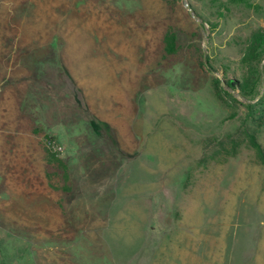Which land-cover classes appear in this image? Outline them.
Returning <instances> with one entry per match:
<instances>
[{
    "label": "rangeland",
    "instance_id": "374dc122",
    "mask_svg": "<svg viewBox=\"0 0 264 264\" xmlns=\"http://www.w3.org/2000/svg\"><path fill=\"white\" fill-rule=\"evenodd\" d=\"M258 33L264 0H0V264H264Z\"/></svg>",
    "mask_w": 264,
    "mask_h": 264
},
{
    "label": "trees",
    "instance_id": "16d2710c",
    "mask_svg": "<svg viewBox=\"0 0 264 264\" xmlns=\"http://www.w3.org/2000/svg\"><path fill=\"white\" fill-rule=\"evenodd\" d=\"M264 53V34L258 33L251 39L247 48L244 61L250 64L260 61V57ZM253 70V69H252ZM233 90L239 91L244 98H249L253 94L255 85H247L239 81H230ZM232 98H234L231 95ZM245 141L254 151L256 160L259 164L264 165V148L258 141L257 136L253 132H245ZM236 152L233 154L235 155ZM46 174L50 187L56 191L63 192L64 196H69L73 189L71 181V168L66 160L61 158L57 153H50L46 160Z\"/></svg>",
    "mask_w": 264,
    "mask_h": 264
},
{
    "label": "water",
    "instance_id": "95a60500",
    "mask_svg": "<svg viewBox=\"0 0 264 264\" xmlns=\"http://www.w3.org/2000/svg\"><path fill=\"white\" fill-rule=\"evenodd\" d=\"M186 7L187 9L189 10V12L192 14V15H195V11L194 9L192 8V6L190 5V3L186 2ZM196 16V15H195ZM223 84L226 85L225 81H223Z\"/></svg>",
    "mask_w": 264,
    "mask_h": 264
}]
</instances>
